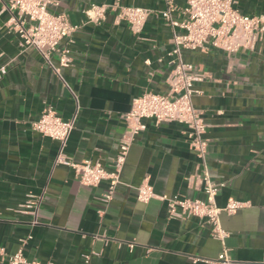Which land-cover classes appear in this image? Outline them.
I'll list each match as a JSON object with an SVG mask.
<instances>
[{"label":"crops","instance_id":"1","mask_svg":"<svg viewBox=\"0 0 264 264\" xmlns=\"http://www.w3.org/2000/svg\"><path fill=\"white\" fill-rule=\"evenodd\" d=\"M148 7L144 27L134 34L109 11L100 24L84 13L91 3ZM178 8L185 0H173ZM165 0H51L49 9L63 12L80 27L68 48V66L53 70L32 47L21 46L0 12V264L28 238L27 260L53 264H216L226 250L236 264H264V32L254 49L227 53L207 47L184 50L183 58L202 75L195 84V107L206 120L207 165L221 184L215 203L244 202L232 214L221 213L226 232L220 240L200 219L171 218L162 196L178 194L204 199L197 157L187 128L177 122L155 124L131 136L122 114L144 91L165 92L171 66L173 28L161 11ZM233 7L264 21V0H233ZM173 18L179 19L177 12ZM60 53L51 63L58 66ZM67 119L76 115L64 151L74 160L114 168L120 140H130L111 200H101L106 185L86 186L74 171L54 162L58 142L31 127L46 108ZM147 181L155 196L137 201L135 188ZM40 196L36 223L19 211L27 195Z\"/></svg>","mask_w":264,"mask_h":264},{"label":"built area","instance_id":"2","mask_svg":"<svg viewBox=\"0 0 264 264\" xmlns=\"http://www.w3.org/2000/svg\"><path fill=\"white\" fill-rule=\"evenodd\" d=\"M166 7L161 11L165 22L173 28L172 47L167 53L171 66L167 75L168 89L165 92L144 91L135 96L130 108L122 114L131 136L145 129L144 119L155 124L161 122H177L187 128L189 146L196 154L198 172L204 199H189L178 194L162 196L167 202V215L171 218L194 216L210 228L212 236L222 240L226 232L219 225L221 213L232 214L244 206V202L230 199L224 206L215 203V196L221 184L214 182L208 171L207 146L205 137L206 120L201 109L195 107L193 96L198 92L195 84L202 79L195 65L183 58L184 50L198 48H215L227 53L240 49L252 50L264 32V21L260 15L241 13L233 7V0H185V5L178 8L173 0H165ZM51 0H0V12H8V28L15 32L21 46L32 47L42 58L58 71L59 66H68L71 57L68 48L59 49L62 38L72 41V34L80 27L72 23L63 12H53L48 7ZM114 12L118 21H124L134 34L141 33L145 21L152 10L148 7L120 4L119 2L97 4L91 2L84 13L88 22L100 24L106 14ZM177 12L179 19L173 18ZM54 51L60 53L58 66L51 63ZM7 71V65H0V79ZM76 115L63 118L51 107L46 108L40 116L31 122L33 130L58 142V150L54 162L70 167L79 182L86 186H97L105 181L101 200L109 202L120 183L119 177L129 149L130 140H120L114 158V168L106 170L101 164L87 159L80 161L68 156L65 151L67 139L74 128ZM136 199L146 203L155 196L153 187L147 181L135 188ZM40 196L27 195L20 204L19 211L29 212L36 223ZM20 240L18 249L6 256L7 264H53L51 261L38 262L27 260L23 249L26 240ZM2 253L0 252V255ZM216 264H236L228 258L226 250L219 252ZM82 264H92L88 255L83 256Z\"/></svg>","mask_w":264,"mask_h":264}]
</instances>
